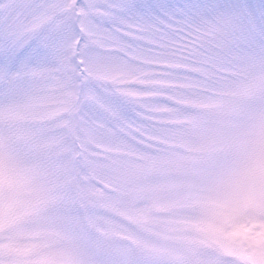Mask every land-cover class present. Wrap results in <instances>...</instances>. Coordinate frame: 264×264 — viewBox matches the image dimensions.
Instances as JSON below:
<instances>
[{
  "label": "clouds",
  "instance_id": "obj_1",
  "mask_svg": "<svg viewBox=\"0 0 264 264\" xmlns=\"http://www.w3.org/2000/svg\"><path fill=\"white\" fill-rule=\"evenodd\" d=\"M114 7L35 0L16 40L0 79V264H264V21L240 35L222 10L194 16L210 71L129 137L110 109L141 103L153 89L131 85L152 77L119 50Z\"/></svg>",
  "mask_w": 264,
  "mask_h": 264
},
{
  "label": "rangeland",
  "instance_id": "obj_2",
  "mask_svg": "<svg viewBox=\"0 0 264 264\" xmlns=\"http://www.w3.org/2000/svg\"><path fill=\"white\" fill-rule=\"evenodd\" d=\"M115 5L110 15L117 23L112 25L123 38L119 50L144 68L150 79H139L133 88H151L152 92L138 96L136 105H125L120 101L110 109L109 121L119 132L131 137L139 132L137 122L148 119L145 112L164 113L170 111V104L178 102L179 89L197 86L192 74L206 75L211 68V57L207 53L210 41L205 36L195 44L188 34L189 22L194 16L222 10L229 15L219 21V26L231 30L227 22L238 12L250 9L255 22L235 24L240 35L260 23V11L264 0H111ZM35 0H5L7 9L0 14V79L11 67H18V58H11L20 52L16 40L25 31L28 17ZM3 4V5H4ZM159 96V98H156ZM155 101V102H153ZM139 109H143L142 111ZM154 119L155 117H151ZM134 139V137H132ZM259 225L241 226L243 233L251 232ZM264 227V226H260ZM258 235L264 236V232Z\"/></svg>",
  "mask_w": 264,
  "mask_h": 264
},
{
  "label": "snow or ice",
  "instance_id": "obj_3",
  "mask_svg": "<svg viewBox=\"0 0 264 264\" xmlns=\"http://www.w3.org/2000/svg\"><path fill=\"white\" fill-rule=\"evenodd\" d=\"M260 21H264V10H261L260 13ZM225 19V18H223ZM222 19V20H223ZM247 21L249 23L255 22V14L250 10L246 9V12H238L235 16L231 18H227V22L232 25L231 31L237 32L235 24L238 22Z\"/></svg>",
  "mask_w": 264,
  "mask_h": 264
},
{
  "label": "trees",
  "instance_id": "obj_4",
  "mask_svg": "<svg viewBox=\"0 0 264 264\" xmlns=\"http://www.w3.org/2000/svg\"><path fill=\"white\" fill-rule=\"evenodd\" d=\"M3 4H4V2L0 3V5H3Z\"/></svg>",
  "mask_w": 264,
  "mask_h": 264
}]
</instances>
